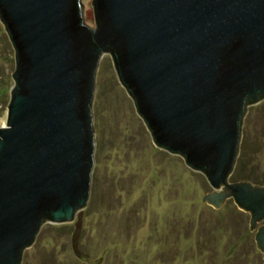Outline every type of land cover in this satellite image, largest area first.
Instances as JSON below:
<instances>
[{
  "label": "water",
  "instance_id": "water-1",
  "mask_svg": "<svg viewBox=\"0 0 264 264\" xmlns=\"http://www.w3.org/2000/svg\"><path fill=\"white\" fill-rule=\"evenodd\" d=\"M0 0L14 51L0 127V264H20L44 223L74 222L76 257L93 166L100 58L151 141L250 215L264 264V186L228 183L246 109L264 100V0Z\"/></svg>",
  "mask_w": 264,
  "mask_h": 264
},
{
  "label": "rangeland",
  "instance_id": "rangeland-1",
  "mask_svg": "<svg viewBox=\"0 0 264 264\" xmlns=\"http://www.w3.org/2000/svg\"><path fill=\"white\" fill-rule=\"evenodd\" d=\"M91 0H80L94 28ZM14 51L0 23V122L6 113ZM1 126V124H0ZM93 166L76 257L74 222L44 223L20 264H263L250 215L232 199L203 202L204 175L151 141L119 84L109 54L100 58L92 101ZM242 148L228 183L264 186V100L246 109ZM239 166V168H237ZM238 169V171H237Z\"/></svg>",
  "mask_w": 264,
  "mask_h": 264
},
{
  "label": "bare ground",
  "instance_id": "bare-ground-1",
  "mask_svg": "<svg viewBox=\"0 0 264 264\" xmlns=\"http://www.w3.org/2000/svg\"><path fill=\"white\" fill-rule=\"evenodd\" d=\"M5 116H4V118H3V120L0 122V124H1V126L0 127H3L4 125H5Z\"/></svg>",
  "mask_w": 264,
  "mask_h": 264
},
{
  "label": "trees",
  "instance_id": "trees-1",
  "mask_svg": "<svg viewBox=\"0 0 264 264\" xmlns=\"http://www.w3.org/2000/svg\"><path fill=\"white\" fill-rule=\"evenodd\" d=\"M1 87V86H0ZM4 93H2V88H0V97H2V95H3ZM237 168H239V166L237 167ZM237 171H238V169H237ZM239 172V171H238Z\"/></svg>",
  "mask_w": 264,
  "mask_h": 264
}]
</instances>
